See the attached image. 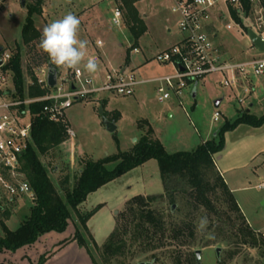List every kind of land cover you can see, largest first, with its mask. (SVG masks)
Returning a JSON list of instances; mask_svg holds the SVG:
<instances>
[{"label":"rangeland","instance_id":"1","mask_svg":"<svg viewBox=\"0 0 264 264\" xmlns=\"http://www.w3.org/2000/svg\"><path fill=\"white\" fill-rule=\"evenodd\" d=\"M20 1L0 0V46L9 54L15 44L20 43V32L26 17L28 0H23V8ZM171 6L170 0H142L135 4L146 28L135 44L139 50L137 55L129 54L130 35L121 0H45L41 14L34 17V26L41 34L50 22L71 12L81 21L79 38L88 41L87 55L78 68H84L87 60L96 56L100 58L96 71L99 74L117 71L126 66L127 72L133 70L141 75L144 74L143 68H146L150 72L147 76L151 77L172 72L171 68L166 69L150 59L156 52L171 47L180 36ZM117 8L123 15L121 28L111 24L112 12ZM244 24L249 25L248 21L241 22V26ZM213 25L217 37L212 42L230 62L243 63L264 58V55L253 49L244 29L242 32L239 27L232 25L231 30H226V21H214ZM98 41L102 43L100 48L96 47ZM39 42L22 49V70L26 85L30 81L28 70L36 78L40 70L48 67L46 58L57 68L60 76L71 70L54 65L40 49ZM146 61L148 63L143 65ZM220 81V75H210L198 81L194 98L191 95V85L183 93L180 104L173 98L159 102L157 83L138 86L132 97L102 93L87 101L73 103L65 111L63 122H67L66 129H71L74 137L70 140L67 135V142L55 151L60 158L56 169L67 166L72 176L80 169L84 159L98 162L120 153H128L148 131L167 154L189 153L201 144L213 141L225 123H232L245 111L256 118L264 116V75L240 79L231 88L220 86ZM6 87H12L10 76ZM245 90L248 92L245 93ZM54 92V89L47 90L49 94ZM102 99L105 100L103 105ZM240 100L243 103L240 104ZM216 101H220L217 108L214 107ZM214 113L219 114L218 122L212 121ZM104 120L115 123L114 133L106 131ZM213 163L228 189L232 190L231 194L249 227L264 236V189H256L264 181V130H253L240 125L227 132L224 135L223 150L213 157ZM114 166L115 163L108 164L106 169L112 170ZM163 193L158 164L155 160H149L87 196L78 211L81 214L93 212L86 227L94 244L101 247L115 230L117 218L124 211L127 201L137 196H157ZM180 199V195L176 194L174 220H179L183 213H190V209L183 208ZM169 206L168 200H162L152 207L168 213ZM0 207V220L8 230L15 231L29 215L33 203L26 198H16L12 204L0 203ZM179 209H182V213L177 212ZM4 213L9 216L7 220L3 219ZM71 218H74V214ZM206 226L207 224L204 227L198 226L194 241V249L201 251L200 264H219L215 247L221 248L220 259H224L223 264H242L241 259L227 260L228 248L224 244L203 248V243L211 235ZM84 238L88 242L86 236ZM91 250L95 264H102L98 253ZM248 255L250 264H264V246L260 253L251 251ZM149 262L145 255H129L122 263L119 259L114 264Z\"/></svg>","mask_w":264,"mask_h":264},{"label":"trees","instance_id":"2","mask_svg":"<svg viewBox=\"0 0 264 264\" xmlns=\"http://www.w3.org/2000/svg\"><path fill=\"white\" fill-rule=\"evenodd\" d=\"M44 1L28 0L20 43L15 44L5 67L19 100L46 94V90L36 85V78L31 70H28L30 81L26 85L22 70L23 47L30 48L41 37L35 29L34 17L41 14ZM140 1L142 0H121L126 11L125 23L134 47L146 31L134 7ZM231 15L240 24L233 11ZM46 63L57 70L47 58ZM43 105L44 103H39L28 107L29 113L35 116L30 130L31 142L19 158V171L33 191L35 201L29 215L15 231L8 230L0 220V252H15L30 246L40 236L50 232L63 233L69 222H73V240L91 256V249L96 251L102 264H114L119 259L122 263L129 255H145L152 264H195L196 231L200 218L206 217V230L211 235L203 243V248L224 244L228 248L227 260L241 259L242 264H250L248 252L260 253L264 246V236L249 227L217 171L213 157L223 150L224 135L227 132L240 125L260 128L264 126V116L256 118L245 111L232 123H225L213 141H207L189 153L167 154L148 131L130 152L98 162L84 159L80 169L71 176L67 166L56 169L60 158L55 151L68 140L66 123L49 122L40 115ZM149 160H155L158 164L164 193L157 196H137L127 201L124 211L117 218L115 230L101 247H97L86 227L93 212L81 214L78 207L90 194ZM112 163H115L114 168L107 170L106 166ZM176 194L180 195L183 208L190 209V213H183L179 220H174L171 211V207L176 204ZM162 200L170 203L168 213L152 207ZM179 211L182 213V209L177 210ZM8 217L7 213L3 214V219L7 220ZM224 262V259L219 260V264Z\"/></svg>","mask_w":264,"mask_h":264},{"label":"built area","instance_id":"3","mask_svg":"<svg viewBox=\"0 0 264 264\" xmlns=\"http://www.w3.org/2000/svg\"><path fill=\"white\" fill-rule=\"evenodd\" d=\"M170 1L171 13L176 16L181 39L176 45L157 53L152 58L157 65L171 68L172 72L168 74L141 79L136 71L127 72L126 66L104 74L89 73L84 67L71 69L63 76L57 71L55 86L48 88L47 68H44L36 75V85L46 90V94L42 97L19 100L13 85L10 89L6 87L10 74L5 67L10 60V54L5 50L0 54V203L12 204L16 198H26L32 203L35 201L33 191L19 171V158L31 142L30 130L35 118L28 111L31 105L44 103L40 115L49 122L57 123L64 121V113L73 103L87 101L102 93L124 98L132 97L138 86L157 83L159 102L173 98L180 104L183 93L191 85L193 91L198 81L210 75H220L219 85L224 88L235 86L240 79L264 75V58L233 63L212 42V39L217 37L214 21H226V30H231L232 25H236L241 31L244 29L245 34L250 30L264 41V0ZM231 11L235 13L240 24L234 21ZM243 21H248L249 25L241 26ZM111 24L116 28L123 26V15L118 8L112 12ZM129 44V54H139L138 48L132 46L131 42ZM101 46V42H96V47ZM91 58L99 64V57ZM48 89H54L55 92L49 94ZM247 92L245 90V93ZM239 103L243 102L240 100ZM218 120L219 114L214 113L212 121ZM66 134L70 140L74 137L69 128L66 129ZM256 189H264V181L260 182Z\"/></svg>","mask_w":264,"mask_h":264},{"label":"crops","instance_id":"4","mask_svg":"<svg viewBox=\"0 0 264 264\" xmlns=\"http://www.w3.org/2000/svg\"><path fill=\"white\" fill-rule=\"evenodd\" d=\"M180 39L181 37L179 36L178 40L173 45H176ZM130 42L131 41H129V43ZM159 52H156V54ZM153 57L150 59L152 60ZM147 61L143 65L147 64ZM164 68L167 69L168 67ZM142 71L144 72L143 75L138 72L141 79H151L163 75L160 74L150 77L147 76L150 72H147L146 68H143ZM102 102L103 105L105 100L102 99ZM252 129L261 131L264 130V126ZM230 192L232 193V190H230ZM74 225L75 223L69 222L63 233L50 232L44 234L40 236L34 244L22 247L15 252H0V264H95L93 257L86 249L79 247L73 240Z\"/></svg>","mask_w":264,"mask_h":264},{"label":"clouds","instance_id":"5","mask_svg":"<svg viewBox=\"0 0 264 264\" xmlns=\"http://www.w3.org/2000/svg\"><path fill=\"white\" fill-rule=\"evenodd\" d=\"M80 24V19L69 12L44 27L39 47L54 65L76 69L85 60L88 41L79 38ZM84 67L89 73H94L98 64L89 58ZM207 222V218L202 217L199 221L200 227H204Z\"/></svg>","mask_w":264,"mask_h":264},{"label":"water","instance_id":"6","mask_svg":"<svg viewBox=\"0 0 264 264\" xmlns=\"http://www.w3.org/2000/svg\"><path fill=\"white\" fill-rule=\"evenodd\" d=\"M20 6L21 8L24 7V1H20ZM246 36L248 40L250 41L251 45L253 46L254 50L258 53H264V41L260 40L258 37L254 35L253 32L250 30H247ZM4 51L3 47L0 46V54ZM56 77H57V70H55L53 67L48 66L47 67V87L48 88H53L56 84ZM195 97V89L192 91V98ZM61 103V101L59 102ZM220 104V101H216L214 103V107L217 108ZM99 114H102V107H100ZM103 125L106 129V131L110 134L114 133L116 130V126L114 122L112 121H107L104 120ZM175 206L171 207V211L173 212ZM215 253L217 260H220V254H221V249L220 248H215ZM200 256H201V251L197 250L194 252V259H195V264H200ZM139 264H152V262L149 263H139Z\"/></svg>","mask_w":264,"mask_h":264}]
</instances>
